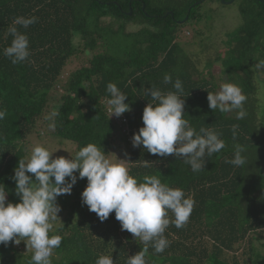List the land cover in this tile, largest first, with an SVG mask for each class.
Listing matches in <instances>:
<instances>
[{
    "label": "trees",
    "instance_id": "16d2710c",
    "mask_svg": "<svg viewBox=\"0 0 264 264\" xmlns=\"http://www.w3.org/2000/svg\"><path fill=\"white\" fill-rule=\"evenodd\" d=\"M202 2L0 0V108L7 113L0 121V182L9 190L8 201L19 202L10 177L18 160L30 156L28 137L37 127L49 124L46 134L73 143L74 155L94 143L108 156L110 141L120 130L105 111L103 102L110 98L107 84L115 83L128 95L125 103L131 111L124 116L127 137H132L143 126L142 111L151 102L143 96L144 89L175 91L171 83L163 82L164 75L170 74L173 82L179 78L183 83L184 118L197 132L203 127L221 133L226 147L205 158L203 171L193 172L182 159L152 155L142 146L133 148L122 135L128 146L127 167L138 182L156 175L195 200L187 224L180 229L170 224L166 229L170 246L160 254L149 247L147 264H264V94L259 96L264 72L255 68L264 60V0L241 5L243 24L227 37L224 56L215 57L219 75L204 72L213 68V60L199 69V60L191 59L185 52L189 47L179 40L184 26L202 20L197 12ZM18 16H36L38 22L20 28L29 37L31 55L14 65L2 53L12 40L6 36L7 27ZM129 24L139 30L126 32ZM97 48L102 51L91 55L88 65L61 85L68 62ZM225 82L239 86L247 96V115L241 120L234 112L223 114L208 107L207 92L218 91ZM233 124L239 125L235 141ZM234 143L247 147L251 163L245 168L225 162L233 158ZM144 160L150 166L145 167ZM86 184V178L78 179L68 200L57 197L60 220L52 221L49 235L63 239L54 250L52 264H95L101 255H112L114 264H126L143 244L121 229L114 212L101 222L82 204ZM31 256L32 249L23 240L0 244V264H30Z\"/></svg>",
    "mask_w": 264,
    "mask_h": 264
},
{
    "label": "clouds",
    "instance_id": "9594fccd",
    "mask_svg": "<svg viewBox=\"0 0 264 264\" xmlns=\"http://www.w3.org/2000/svg\"><path fill=\"white\" fill-rule=\"evenodd\" d=\"M37 22L36 16H18L7 27L6 36H11L12 40L2 54L12 64H21L30 57L29 37L20 28L27 29ZM255 68L264 72V60H260ZM163 82L171 83L175 91L162 92L154 86L144 89L143 96L150 97L151 102L143 108V126L133 133L132 147L142 146L148 153L159 157L172 155L190 165L193 172L203 171L205 158L223 150L225 141L214 129L201 127L197 132L184 118V89L179 78L173 82L172 76L165 74ZM106 91L110 95L105 100L109 116L120 117L131 111L129 104L125 103L128 95L115 83L109 82ZM246 100L242 89L229 82L222 83L214 93L207 92L209 109L223 114L234 112L237 120L247 115ZM6 114V109L0 108V121ZM238 127V124L232 125L234 141ZM56 151L36 145L27 159L18 160L10 179L15 182L14 193L19 202L7 200L9 190L0 182V244L7 246L9 242L19 244L21 240L25 241L32 249L30 264H52L54 250L60 247L63 239L58 234L49 235L53 229L52 221L59 219L61 211L57 197L70 195L78 179H87L81 192L82 204L101 222L114 212L121 229L131 233L135 240L139 238L143 244L138 252L128 256L126 264H147L145 257L149 247L160 254L170 246L165 236L169 225L180 229L187 224L195 200L186 197L183 189L162 183L156 175H146L143 182H138L126 166L127 152L124 153L125 159L115 156L117 162H112L101 145L94 143L79 148L68 158L53 157ZM225 162L245 168L251 163L247 147L234 143L233 158ZM144 166H150L149 161L144 160ZM95 264H114L113 256L101 255Z\"/></svg>",
    "mask_w": 264,
    "mask_h": 264
},
{
    "label": "rangeland",
    "instance_id": "374dc122",
    "mask_svg": "<svg viewBox=\"0 0 264 264\" xmlns=\"http://www.w3.org/2000/svg\"><path fill=\"white\" fill-rule=\"evenodd\" d=\"M202 3H199V8L197 12L202 16L200 22H192L189 26H184L182 28L183 34L179 39L182 46L186 44L185 52L187 55L194 60H199L198 68L203 69L205 62L209 66L210 60H213L211 69H204V72L210 71L211 73L216 72L219 75L220 66L215 63V57L218 54L219 56H224L226 51V42L228 41V36L236 31L243 24V17L241 14V5L247 0H202ZM186 19V18H185ZM139 27L137 25L129 24L126 28V32H137ZM185 32H187L185 34ZM186 35V37H184ZM79 41L75 40V43L78 44ZM102 51L101 48H97L96 51H93L92 54L80 53L74 56L66 65L61 77V85L64 84L67 77L73 73L75 70H78L83 65H88V59L94 53ZM221 54V55H220ZM214 69V70H213ZM205 72V73H206ZM214 75L215 79H218V76ZM57 91H61L57 87ZM264 90L259 93V96H263ZM259 98V97H258ZM50 115V113L48 112ZM49 124L45 123L44 126L36 128L34 132L28 137V143H30V154L32 148L36 145L43 146L50 151H55L53 157L64 156L68 158L74 156V144L68 141H61L51 137L49 134H46L49 130ZM39 129V130H38ZM120 133H114V137L111 139V151L107 158L112 162H117L115 156L118 159H125L124 153L127 152V145L125 144L122 135L123 129L118 127ZM126 136V135H125ZM127 141L128 137L126 136ZM130 137V141H131ZM126 149V150H125ZM126 166H127V162ZM69 195H63V199L68 200Z\"/></svg>",
    "mask_w": 264,
    "mask_h": 264
},
{
    "label": "built area",
    "instance_id": "2783aa9c",
    "mask_svg": "<svg viewBox=\"0 0 264 264\" xmlns=\"http://www.w3.org/2000/svg\"><path fill=\"white\" fill-rule=\"evenodd\" d=\"M104 105L106 106L105 108H106V113H107V115L109 116V113H108V106H107V104H106V101L104 100ZM109 118L116 124V125H118L119 127H121L122 129H123V133L126 135V136H128L129 135V131H128V129H127V127H126V123H127V121H126V118H125V116H124V114H122L120 117H116L115 115H111V116H109ZM128 138H130V137H128ZM128 141H130V139L128 140Z\"/></svg>",
    "mask_w": 264,
    "mask_h": 264
},
{
    "label": "water",
    "instance_id": "95a60500",
    "mask_svg": "<svg viewBox=\"0 0 264 264\" xmlns=\"http://www.w3.org/2000/svg\"><path fill=\"white\" fill-rule=\"evenodd\" d=\"M129 15H130V13H129ZM187 19V18H186ZM179 23H183V21L182 22H179Z\"/></svg>",
    "mask_w": 264,
    "mask_h": 264
}]
</instances>
